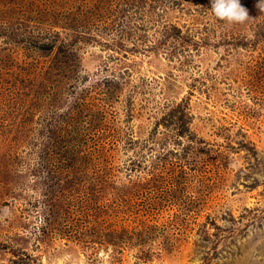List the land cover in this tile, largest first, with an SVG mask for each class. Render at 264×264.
<instances>
[{"label":"rangeland","instance_id":"374dc122","mask_svg":"<svg viewBox=\"0 0 264 264\" xmlns=\"http://www.w3.org/2000/svg\"><path fill=\"white\" fill-rule=\"evenodd\" d=\"M251 1L250 18L230 23L214 13L195 19L164 0L168 16L156 15L149 36L138 39L146 46L120 40L104 29L107 21L99 29L97 18L107 20L108 12L98 14L81 0H0L1 31L18 30L7 13L15 2L25 14L22 6L42 7L39 14L51 12L56 30L75 33L63 22L79 23L82 51L74 46V52L86 53L75 57L74 76H34L27 63L38 58L48 65L54 53L28 57L17 38L3 40L0 52L18 73L6 72L0 96L13 116L0 142V264H29L19 263L20 256L31 264H264V12L258 1L243 3ZM176 24L193 25L195 40L209 43L202 53L194 47L192 60L180 51ZM226 35L227 43L214 47ZM52 90L60 102L52 101ZM81 99L93 108L79 110ZM181 101L191 132L214 152H201L185 168L175 124L168 129L159 122ZM55 112L67 124H54L63 118ZM101 114L113 123L105 136L119 146L97 135ZM154 133L169 135L164 147L160 139L153 147ZM55 140L54 160L45 161ZM129 140L135 142L125 146ZM113 147L128 153L115 158L107 149ZM74 151L83 155L79 169L65 159ZM98 172L105 180L117 174L118 182ZM84 175L104 187L101 194L91 185L84 189ZM46 217L54 223L44 232Z\"/></svg>","mask_w":264,"mask_h":264},{"label":"trees","instance_id":"16d2710c","mask_svg":"<svg viewBox=\"0 0 264 264\" xmlns=\"http://www.w3.org/2000/svg\"><path fill=\"white\" fill-rule=\"evenodd\" d=\"M79 1V0H77ZM85 5L89 6L91 10L97 11L96 13L102 14L104 12H108L107 20H101L97 18L98 22V28L101 29L104 27V21L108 22V25L104 28L109 30L112 33H116L119 35L118 38L120 40H132L133 43L138 41L140 43L139 45H148L144 42V40H138L142 37H148L149 36V30L153 26V22H155V16H168L165 13V7L163 5L164 0H113L112 3H109L105 0H81ZM165 1H173L179 5V9L184 14H189L195 19H209L213 12L211 9V3L210 0H165ZM247 0H241V3L245 2ZM258 1V0H255ZM54 4H61V0H54ZM244 4V3H243ZM254 4V1H251L250 4L244 6L246 8L252 7ZM161 5V6H160ZM9 8L11 7L8 5ZM111 11H109V9ZM114 7H117L115 9ZM13 12H7L12 16L13 21H16V26L18 28L10 34L5 33L0 30V51L4 48L3 40L7 39L9 40L11 37H15L18 39V41L22 42L17 48H23L25 47V51H27L28 57H37L41 56L44 59L46 57L50 56L52 53H54V60L49 63L48 65L44 64L46 60L43 61V63L40 62L38 58H36L35 61H30L27 64H30V66H27L28 69L34 71L31 72L30 75L34 74V76H38L40 73L43 76H51V74H54L53 76H59V79L61 80V76H74L77 74V71H79V68L74 69V66L77 65L78 58H75L76 56H79L81 59L86 54L85 52H82L80 54L75 53L74 46H77L80 51H82V38L78 33H81L82 30L80 28L79 23L78 24H71L67 22H63L67 25H69V30L75 33L70 32H63L62 30H56V19L53 16L51 12H46L39 14L42 7L39 8V10H36L35 8H31L28 10V12L25 14L24 12L19 11L18 3L15 2L14 6L12 7ZM66 18L68 16H65ZM60 20V18H58ZM61 21V20H60ZM188 21V20H186ZM194 23L193 25H195ZM192 25V26H193ZM192 26L190 24H187L185 27L184 25L176 24L174 26L175 33H176V40L180 41L178 44L179 48H181V52L185 54V56L188 58V60H192L195 54L194 47L197 49L198 52L202 53L203 50L201 49L202 46H207L209 43L207 42L206 38L204 40L197 39V35L192 32ZM142 32V33H141ZM130 34V36H125ZM140 36V37H139ZM122 38V39H121ZM195 40V41H194ZM242 40V43L248 44L247 40ZM209 41V40H208ZM184 43V45L182 44ZM194 43V45H193ZM227 43V35L214 47L221 46V44ZM16 43L12 42L11 46H14ZM186 48H191V50H185ZM208 48V47H206ZM8 51V50H7ZM8 54L2 55V52H0V76H4L5 83L4 85H0V96L2 89L7 86V78H6V72H8L12 66H10L9 63H7L8 59L13 60L10 57H8ZM7 60V61H6ZM19 68L25 69V66L22 64H17ZM13 71L15 73H18V71L15 70L14 67H12ZM29 70V71H30ZM77 76H80L78 74ZM33 78V76H31ZM78 77H76L77 79ZM71 80V77L68 79V82ZM53 91V90H52ZM85 93V91H83ZM52 94H54L51 99L53 102H60L59 97L56 94V91H53ZM86 96V95H84ZM84 98V97H82ZM106 98V97H105ZM113 100H115V97H113ZM107 99V98H106ZM6 101V100H5ZM86 105V108L88 107L93 108L89 106L88 104L84 103V100L81 99L77 103V108L81 110ZM109 105V103H108ZM54 107V104L52 105ZM6 105L5 103L0 100V142H2L4 138V134L6 129L8 128V123L12 121V117L9 114H5ZM57 112L59 110H56ZM55 112L54 114L57 116H62L63 118L61 120L56 121L54 124L58 123L60 125H63L66 123L67 118L62 114H57ZM102 112V111H101ZM6 115V116H5ZM7 120V121H5ZM114 121H118L115 120ZM170 121V122H169ZM160 126L164 125L169 128V126H173L172 124H175L176 126V133L175 138H177V144L179 145V166L182 168H185L188 164H192L193 162H196L201 158V152L203 153L206 151L208 154H213L214 152H211L208 149H202V145L200 143L202 136L199 133L191 132V116L189 114V110L187 109L186 104H183V102H178L174 105H170L168 108H166V112L164 113L163 117L160 119ZM47 122H45V125ZM67 124V123H66ZM113 124L112 122L107 119V117L104 114H101L99 118V123H94V129L96 130V133L100 134L99 137L101 141L104 139L109 140V142H106L107 145L112 143V145L116 146L119 144L120 140L113 137V136H105V131L109 128V125ZM53 125V124H52ZM56 128V127H55ZM158 128V126H157ZM156 128V129H157ZM102 130V131H101ZM98 131V132H97ZM157 131V130H156ZM155 131V132H156ZM187 131H190V134H187ZM169 136V135H168ZM168 136H165L164 134H158L154 133L152 134V138H155L153 140H150L154 145L153 147H156V139L159 140V145L163 146L167 142ZM111 137V138H107ZM186 138L185 143L183 142L182 138ZM135 142V140H129L125 143V146L131 145ZM183 144V145H182ZM119 146V145H118ZM109 147V146H108ZM108 152H112L115 150V158L117 155L121 154H127V149L123 152H121V149L113 147V148H107ZM58 150V143L55 140V143H49L47 149L44 150V157L45 161H48L49 159L54 160L53 153ZM124 150V149H123ZM75 152H77L79 155L77 157H74ZM81 152H84V149H81ZM153 152V149L151 150ZM162 154L163 157H158L159 159H163L165 156L162 152H157V154ZM217 153V152H215ZM52 154V155H51ZM58 154V153H57ZM81 157L83 155L79 153V151H74L72 154L65 155V159L68 162L70 166L75 165L74 168H80L81 163L76 162V160H81ZM77 158V159H76ZM112 159V158H111ZM43 162V161H42ZM43 164H45L43 162ZM39 165V164H38ZM89 166V165H87ZM106 168H112V172L114 171V166L112 163H107L105 166ZM78 169L73 170L74 174L77 175ZM104 169V170H105ZM99 176L102 177V174L98 172ZM73 175V174H71ZM115 176V178H113ZM110 176H105L104 181L107 180H113L114 183L118 182L117 174H113ZM85 177L90 178L86 179ZM98 177V176H97ZM70 177H68L69 179ZM71 179H73L71 177ZM80 183H82V186L84 189L91 185V188L94 189V192L97 194H101L104 190V187H98L97 180L92 179L90 175H84L80 179ZM69 186L74 185L73 180H70L68 182ZM86 191V190H85ZM145 190H141L138 192L140 194L141 192H144ZM88 194V191H87ZM193 200V198H191ZM45 224L42 226V230L44 232L49 230V225L51 223H54L53 220H51L49 217H46ZM17 252V251H16ZM13 263L16 262L17 258H13ZM20 260H24L27 263L31 264V262H28L26 259L22 258L21 256L18 258V262L20 263Z\"/></svg>","mask_w":264,"mask_h":264},{"label":"clouds","instance_id":"9594fccd","mask_svg":"<svg viewBox=\"0 0 264 264\" xmlns=\"http://www.w3.org/2000/svg\"><path fill=\"white\" fill-rule=\"evenodd\" d=\"M214 15L230 23H244L250 16L248 9L241 4V0H210ZM257 8L264 12V0H258Z\"/></svg>","mask_w":264,"mask_h":264},{"label":"bare ground","instance_id":"6f19581e","mask_svg":"<svg viewBox=\"0 0 264 264\" xmlns=\"http://www.w3.org/2000/svg\"><path fill=\"white\" fill-rule=\"evenodd\" d=\"M23 7V10H28V9H30V6H28V7H24V6H22ZM92 26V25H91ZM194 29V28H193ZM197 75V74H196ZM191 76V75H190ZM194 79V78H193ZM32 137V136H31ZM52 155V154H51ZM234 156V155H233ZM255 201V200H254ZM147 220V219H146ZM163 224V223H162ZM149 226V225H148ZM127 241V240H126ZM131 241V240H130Z\"/></svg>","mask_w":264,"mask_h":264}]
</instances>
